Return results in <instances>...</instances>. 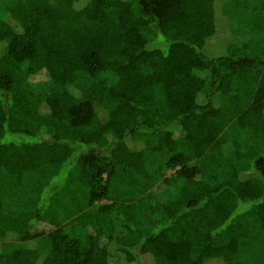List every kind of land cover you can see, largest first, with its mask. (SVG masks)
Here are the masks:
<instances>
[{"label":"trees","instance_id":"trees-1","mask_svg":"<svg viewBox=\"0 0 264 264\" xmlns=\"http://www.w3.org/2000/svg\"><path fill=\"white\" fill-rule=\"evenodd\" d=\"M78 2L0 0V264H264V0Z\"/></svg>","mask_w":264,"mask_h":264},{"label":"rangeland","instance_id":"rangeland-1","mask_svg":"<svg viewBox=\"0 0 264 264\" xmlns=\"http://www.w3.org/2000/svg\"><path fill=\"white\" fill-rule=\"evenodd\" d=\"M89 0H79L77 6L82 8ZM219 12L221 7L218 8ZM237 12V11H236ZM232 14V11L229 10L228 6L225 7V11H221L220 15L218 13V17L220 20L219 23V31L220 33L214 37L213 39H211L208 44L205 47V51L208 55L213 56V57H217V56H221L226 52V48L228 47V45L231 42L232 37L230 36V31L231 29L233 30L236 27V22L232 21V23L226 24L225 22V17H228L229 19V15ZM234 23V24H233ZM245 31V35H252V31L245 27V29H243ZM250 80H252V76L250 77ZM161 154V150L158 148L155 150V156L159 157ZM173 172H168V175H172ZM40 230L46 228L45 225H38L37 226ZM205 264H224V262L221 259H215V260H210L208 262H206Z\"/></svg>","mask_w":264,"mask_h":264}]
</instances>
